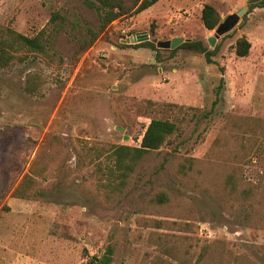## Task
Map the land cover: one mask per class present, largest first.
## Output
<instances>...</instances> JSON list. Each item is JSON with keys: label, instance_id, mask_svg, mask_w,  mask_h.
<instances>
[{"label": "rangeland", "instance_id": "1", "mask_svg": "<svg viewBox=\"0 0 264 264\" xmlns=\"http://www.w3.org/2000/svg\"><path fill=\"white\" fill-rule=\"evenodd\" d=\"M248 1L159 0L99 32L83 0H0V30L49 40L0 67V264H94L109 247L110 264H264V7L214 47L202 22L206 4L223 23ZM144 33L218 51L158 62L125 42ZM151 118L180 130L110 188L109 148L139 146Z\"/></svg>", "mask_w": 264, "mask_h": 264}, {"label": "trees", "instance_id": "2", "mask_svg": "<svg viewBox=\"0 0 264 264\" xmlns=\"http://www.w3.org/2000/svg\"><path fill=\"white\" fill-rule=\"evenodd\" d=\"M84 4L91 10L95 11L99 20V32L106 30L114 21L140 14L152 6L159 0H83ZM256 7H264V0L251 5L250 10ZM60 17V16H59ZM222 17L218 10L211 4H206L202 9V22L206 29L215 30L221 24ZM156 38L155 32L152 35ZM97 38L95 34L93 41ZM152 38V37H151ZM49 46V40L46 37L45 31H41L36 36H27L17 32L11 28L0 30V67H8L18 56L21 51H30L36 53H46ZM126 46V45H124ZM136 47L151 48L157 52V61H161L162 49H158L153 41H147L140 44H135ZM180 49H186L205 55L208 62H212L213 56L218 51V47L210 49L201 41L188 40L180 45L172 52H177ZM235 53L239 57H247L250 55L252 43L247 36L240 37L235 44ZM28 88V87H27ZM180 128L174 121L168 119L151 118L147 124L146 130L137 147L129 145H113L109 149L111 165L108 167L109 187L113 189H121L126 185L135 172L139 164L148 157L152 152L159 150L169 138L173 136ZM190 161V160H189ZM102 164L100 171L104 172ZM191 166V165H190ZM187 166L182 165L181 171L186 172ZM233 183L229 179V183ZM246 197L251 195L250 189H244L240 192ZM243 195V196H244ZM164 201L166 196H159ZM113 248L109 247L105 255L100 258H95L94 264H110L113 258Z\"/></svg>", "mask_w": 264, "mask_h": 264}, {"label": "water", "instance_id": "3", "mask_svg": "<svg viewBox=\"0 0 264 264\" xmlns=\"http://www.w3.org/2000/svg\"><path fill=\"white\" fill-rule=\"evenodd\" d=\"M261 1L262 0H249L247 4L243 6L237 13L228 16V18L217 27L216 36L209 38L208 42L210 46L214 47L216 45L217 39H219L221 36L225 35L226 33L230 32L232 29H234L239 24L242 17L248 12L249 7L251 5L257 4ZM147 41H150V36L149 34L144 33V34L131 36L125 42L127 44H139ZM184 42L185 39L183 37H175L172 40L161 41V42L155 41L158 49H169V50H175ZM125 139H129V137L126 136Z\"/></svg>", "mask_w": 264, "mask_h": 264}, {"label": "crops", "instance_id": "4", "mask_svg": "<svg viewBox=\"0 0 264 264\" xmlns=\"http://www.w3.org/2000/svg\"><path fill=\"white\" fill-rule=\"evenodd\" d=\"M154 6H155V5H154ZM152 7H153V6H152ZM152 7H151V8H152ZM149 9H150V8H149ZM13 262H14V261H13ZM12 264H14V263H12Z\"/></svg>", "mask_w": 264, "mask_h": 264}]
</instances>
